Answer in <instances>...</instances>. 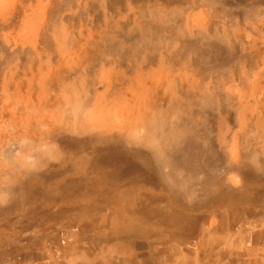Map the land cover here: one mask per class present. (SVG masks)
<instances>
[{"label": "rangeland", "instance_id": "rangeland-1", "mask_svg": "<svg viewBox=\"0 0 264 264\" xmlns=\"http://www.w3.org/2000/svg\"><path fill=\"white\" fill-rule=\"evenodd\" d=\"M154 17L158 27L175 29L164 35L163 42L159 41L162 31L154 36L148 32ZM93 30L108 32L114 45L135 54L138 62L153 55L148 45L159 47L157 61L146 66L144 74L150 86L161 85L167 100L178 97L174 82L182 79V134L189 126L195 132L189 130L182 138L180 186L169 170V156L156 157L148 148L145 129L110 131L102 118L103 111L120 115L136 106L143 96L140 83L116 86L110 80L112 69L76 74V64L70 59L75 54L68 44L81 31L89 35ZM252 33L257 38L264 35V0H0V97H7L0 106V161L12 165L26 161L30 172L46 174L59 160L47 154L33 158L34 148H41L75 162L84 156L87 165L86 183L82 184L79 174L72 175L73 186L64 197L72 193L74 201L68 205L63 201L60 207L40 201L52 192L49 184L54 180H34L29 197L12 195L5 181L13 173L0 165V220L5 226L0 245H23L28 251L53 248L56 255L66 246L86 249L96 240L90 229L108 230L110 223L102 222H111L124 203L134 201H125L126 194H139L148 201L147 194L152 200L165 201L162 206L175 201L207 204L210 211L208 195L221 176L226 191L222 181L218 188L227 192L228 202L247 187L252 194L244 204L255 202L247 208L264 210V37L262 44L248 45L246 38L255 40ZM178 66L182 67L169 78L160 75L161 70ZM115 93L121 96L112 102ZM30 99L36 103L24 110L25 116L37 124L32 133H24V112L14 105ZM49 118L57 125L55 139L46 138ZM39 161L46 165L38 167ZM21 187L22 191L26 188ZM175 188L182 189L181 199L174 195ZM62 207H69L70 212L57 216L55 212ZM188 212L190 217L198 215ZM69 221L74 230L64 226ZM207 221L213 227L217 223L214 216ZM87 224L91 226L86 232ZM191 256L188 260L195 264ZM70 257L65 258L70 264L86 263L80 253Z\"/></svg>", "mask_w": 264, "mask_h": 264}, {"label": "bare ground", "instance_id": "bare-ground-1", "mask_svg": "<svg viewBox=\"0 0 264 264\" xmlns=\"http://www.w3.org/2000/svg\"><path fill=\"white\" fill-rule=\"evenodd\" d=\"M157 21L158 20L154 17L153 24L148 32L154 36L155 32L159 33L162 31V36L159 41L163 42L166 38L164 35L168 36V33L172 34L175 29L171 26L167 28L158 27V24H156ZM96 30H93L89 35H85V33L81 31L80 35L73 39V43L71 42L70 45L68 44L71 53L75 54L73 58L70 56V59L76 64V74L77 72H82L88 76L92 73L95 74L99 69H112L110 72V80L114 85L126 86L127 84H133V81L140 83L143 96H140L139 99L136 96L138 99V104H136V106L133 105L128 112H118L120 115L103 111L102 118L108 123V130L110 131L124 130L128 132L129 129L133 127L145 129L147 131L146 141L148 143V148L156 153V157L161 155L169 156V160L167 161L170 168L169 170L173 180L177 183L182 176V162L184 160L182 159V138L188 133L187 131L195 129L189 126L184 129V133L182 134V79L175 80L174 82L173 90L178 93V97H170V99L167 100L165 94L162 92L163 90H161V85L158 87L150 86L149 83L151 82H148L144 74V68L157 61L156 51L159 47H153L147 44V48L151 49L153 55L147 56V58L141 61L139 60L138 62L135 54L126 53L123 47L120 48V45H114L110 36L107 35L108 32ZM165 54H169V52ZM168 57H170V55H168ZM112 63H115L114 68L111 67ZM184 66L187 67L188 65L186 64ZM181 67L182 66L174 67L167 71L161 70L160 75L169 78L176 69ZM112 71H116L115 73H118V75ZM152 73L149 75L150 78L152 77ZM228 79L230 80V75ZM51 81L52 80H48L47 84H52ZM243 83L244 81H242V84ZM114 89H116V87ZM31 92L35 93L36 89L33 87ZM136 92L138 95V90H136ZM119 94L115 93V95L112 96V102L121 96ZM1 97L0 106H3L7 97L5 99ZM9 100H11V98ZM35 103L36 101L30 99L25 103L15 104L14 108L19 112H24V110L33 107ZM23 116L26 128L24 133H32L34 124L37 123L32 122V120H27L25 112ZM46 120L47 122L45 125L47 126V130L50 131L49 133L45 132L47 133L46 138L55 139L53 134L57 131V125H55L50 118ZM192 132L194 133L195 130ZM46 138H44V140H47ZM49 143L45 144V146L49 147ZM41 150V148H34L32 157L40 158L47 154L50 158L57 161L59 160V164L57 166L54 165V168L46 174H34L30 172L31 169H26V167H28L26 161L22 163L18 161L17 165L2 163V161H0V165L3 167L2 169L13 173V175L5 181V183L8 182L10 185L11 194L18 196H23V194H25L26 197H29L32 193L31 188L36 181L44 180L46 183L50 180H54V183L49 184L52 192L46 196L45 200L40 199V201H55L58 202L56 205L58 207H60L59 203H61L59 201H74L71 195L72 193H70V198L64 197L65 191L72 188L73 183L71 182V176L74 174H79L82 184L86 183L87 165L86 161H82L84 156H80L78 161L75 162L68 156L59 159L60 157L49 149L45 151ZM28 162L32 163L31 161ZM43 165H46L43 161H39L37 164L38 167ZM233 165L234 164H232L231 167H234ZM16 167H18L17 170L15 169ZM227 168L229 167L227 166ZM220 181H222L223 186ZM179 184L180 183H177V186ZM22 185L26 187L23 191L21 189L24 188L21 187ZM221 186L224 188L223 190L226 191L227 186L222 176L214 181L212 184V195H208L211 198L212 205L210 211L208 210L209 205L207 204H201L199 206L190 205V203L188 205H180V201H175L173 205H177L179 207L177 209L173 205L162 206V203L165 201L152 200L147 194L146 197L148 201H143V196L139 194H126L124 197L125 201L132 199H134V201L130 204L124 203L125 206L121 209L120 214L118 213L113 217L111 222H102L106 224L110 223L108 230L91 228L90 230H92L91 232L96 237V240L86 249L79 251L67 246L64 247L57 252L58 255L55 254V264H70L65 258H69L74 253H80L86 256L80 259L86 262L85 264H190L193 263L191 259L188 260V258L192 257L191 255L196 259L195 264H251L252 262H248L242 252L248 251L249 257H252L253 253L256 255L260 254L261 250L264 251V245L259 247L260 241L262 239L264 240V236L253 234L248 244L242 247L240 253H235L225 248H218V250H216V247H219L224 239V236H222L220 232L226 231L230 233L232 227L238 224L237 218H243L241 219L243 222L240 221V228L245 226H249L250 228L261 226L264 223V210H260L259 208V211L256 207L248 209L244 204V202L247 201V197L252 194V191H248L247 187L246 189L243 187L244 189L235 196L234 193H232L234 200L230 203L225 198L227 192L224 193L222 189L218 188ZM192 187L193 185L191 184L190 188L192 189ZM185 189L188 190L189 186H186ZM42 190L43 188L39 189V192L42 193ZM256 190L259 192L260 187ZM28 191L29 193H27ZM172 191L174 195L181 199V188H175ZM258 196H260V194ZM210 198L203 201L210 200ZM203 206L207 207V209L202 210V208H204ZM63 208L64 207L57 209L55 212L57 216L64 215L65 212H70L69 207H67V209ZM182 211L186 212V214L182 213ZM188 211L198 212V215L190 217V215L187 214ZM210 216H214L216 219L217 224L215 228H213L212 222L207 221V218ZM208 222L210 224L209 226H211L214 231V236L211 239H207L204 233L200 234L195 231L198 228L201 230H204V228L206 229ZM64 226H69V230L75 229L72 227L71 221L64 224ZM89 226H91V224H87L84 231L87 232L86 228L89 229ZM180 226H182V232L179 231L181 229ZM79 239L80 238H78V240ZM58 240L59 239L56 240V243ZM175 241L178 243L181 242V244H177ZM94 252H97L98 255L95 256ZM38 253L40 254L41 252L38 251ZM27 254L26 257L31 260L32 255L29 252ZM39 257L41 258V255ZM35 264L44 263L39 262Z\"/></svg>", "mask_w": 264, "mask_h": 264}, {"label": "crops", "instance_id": "crops-1", "mask_svg": "<svg viewBox=\"0 0 264 264\" xmlns=\"http://www.w3.org/2000/svg\"><path fill=\"white\" fill-rule=\"evenodd\" d=\"M250 35H251V32H250ZM262 37H264V35ZM262 37L257 38V36L254 35L255 40L253 42H251V38H246V40H247L248 45H251V44L252 45H258V44H262V43H259L261 41ZM263 40H264V38H263ZM59 202H61V203H59L61 205L63 201H59ZM52 203L54 205L58 204V202H54V201H52ZM254 203L255 202L248 203L246 205L249 206V204H250L253 206ZM65 204L68 205V201H66ZM257 210H259V208ZM52 212H54V211H52ZM241 219H243V218H237L238 224L234 225V227H232V231L230 233H228L226 231L220 232L222 234V236H224V239L222 240L221 245L219 247L218 246L216 247V250H218V248H225V249L230 250L232 252L240 253L242 250V247L244 245L248 244V241L250 240V237L253 234H257L259 236H264L263 235L264 234V223L261 225L262 227L256 226V227L250 228L249 226H247V227L245 226L243 228H240V226H241L240 221L243 222V220H241ZM212 221L214 222V219H212ZM216 224L217 223H215L214 227L216 226ZM180 227H181V229L179 231L182 232V226H180ZM198 229L195 230L196 233H200V234L204 233L206 235L207 239L213 238L214 231H213L212 227L209 226V224H208L206 229L204 228V230H201L200 228H198ZM4 230H5V226L2 224V222L0 220V243L3 242L2 240H4V238H2V236H1V235H3ZM179 231H177V232H179ZM22 232H26V228H24V231H22ZM22 232L20 234H22ZM242 234H244V235H242ZM12 238H13V240L17 239L15 235ZM174 238H176V237H174ZM263 241H264L263 239L260 241L259 247L264 245ZM175 242L178 244L177 241H175ZM180 244H181V242H180ZM12 248H14V249H12ZM25 248L26 247L23 245L22 246H15V247L14 246L13 247H10V246L6 247L3 245H0V264H35V263H39V262H43V261H44L43 262L44 264H55V261H54L55 250L53 248L48 249V250L47 249L38 250L35 247L32 251H28V249L27 248L25 249ZM38 251L41 253L39 254ZM28 252L32 255L31 260L28 257H26V254ZM242 253L244 254V257L248 260V262L251 261L253 264H258L261 261L259 264L264 263V259H263L264 258V251L263 250H261L260 254H257V256H255L256 254L253 253L252 257L251 256L248 257V251H245ZM40 255H41V258L39 257ZM48 255L50 256L49 260L47 257Z\"/></svg>", "mask_w": 264, "mask_h": 264}]
</instances>
